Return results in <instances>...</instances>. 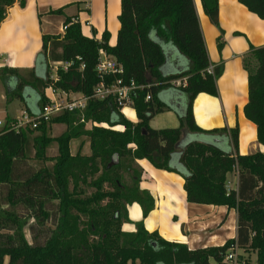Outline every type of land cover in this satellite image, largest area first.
Listing matches in <instances>:
<instances>
[{
    "label": "trees",
    "instance_id": "obj_1",
    "mask_svg": "<svg viewBox=\"0 0 264 264\" xmlns=\"http://www.w3.org/2000/svg\"><path fill=\"white\" fill-rule=\"evenodd\" d=\"M200 1L205 14L217 24L218 0ZM14 2L0 0V22ZM239 2L264 19V0ZM18 3L23 7L25 0ZM120 5L115 45L108 44L107 31L100 41L86 37L80 23L67 17L62 36L42 35L37 58L41 75L37 65L23 76L14 67L0 69L3 84L9 78L17 80L6 89L8 97L22 101L25 91H35L37 104L30 115L46 102L43 89L52 82L50 61H73L68 71L58 69L54 86L90 96L99 81L95 68L100 48L122 65L119 76L124 82L133 79L143 86L132 95L136 122L128 120L111 99L87 102V121L122 125V130L85 129L75 113L65 112L36 129L15 130L12 123L0 131V264H230L224 259L234 244L246 253L255 251L256 264H264V152L239 154L237 125L206 130L194 119L195 97L199 93L217 96L216 80L222 68L214 66L213 73L206 70L210 62L193 0H120ZM173 52L188 60L186 69L171 62ZM249 54L243 60L248 72L243 112L256 125L258 142L264 145V46L250 45ZM180 78L186 79L184 86L175 85ZM172 93L187 97L179 125L153 129L150 119L172 108ZM53 123L69 129L53 137L48 134ZM184 129L189 132L182 137ZM34 131L37 134L31 135ZM79 136L89 138V154H71L69 143ZM222 139L230 144L222 147ZM54 142L57 153L49 156L48 147ZM31 158L37 161L34 169ZM141 158L182 175L188 202L235 209L236 237L223 245L189 249L147 231L143 221L135 223L134 231H123L122 223L130 221L127 204L137 202L143 217L154 206L151 194L139 187L135 159ZM234 169L238 170V187L228 189L226 175ZM123 171L130 174L129 184L122 180ZM86 187L93 191L87 194Z\"/></svg>",
    "mask_w": 264,
    "mask_h": 264
},
{
    "label": "crops",
    "instance_id": "obj_2",
    "mask_svg": "<svg viewBox=\"0 0 264 264\" xmlns=\"http://www.w3.org/2000/svg\"><path fill=\"white\" fill-rule=\"evenodd\" d=\"M193 3L210 65L222 68L216 80L217 96L199 93L195 97L192 107L195 122L206 130L237 125V152H264V145L257 139L256 125L243 112L248 100V72L243 60L250 55V45L264 46V19L239 0H218V21L215 24L203 11L200 0H193ZM58 9L61 12H52ZM120 11V0H25L23 7L15 0L6 8V16L0 22V69L4 66L14 67L23 76L37 65L38 74L41 75L43 68L38 67L37 58L41 52L42 35L62 36L67 17L80 23L81 33L86 37L100 41L107 31L108 44L115 45L120 28ZM171 62L178 69H186L189 65L188 60L180 58L176 52L172 53ZM51 63L49 72L53 73ZM16 82L14 78H9L4 84L0 81V131L15 122L22 110L30 113L36 108L37 97L30 87L25 91L26 96L22 101L6 95V89L13 88ZM176 82L177 86H184L186 79L180 78ZM170 95L172 108H165L150 119L149 125L153 129L175 128L179 125V115L186 108L187 97L183 93ZM121 113L128 120L137 121L133 107L123 108ZM188 132L184 129L182 137ZM73 142L69 143L71 154L80 151L77 147L72 152ZM220 143L222 147L230 144L226 143V139L220 140ZM130 146L134 147V144ZM89 153L90 148L81 154ZM135 163L140 172L139 187L151 194L154 206L143 217L142 208L137 202L127 204L130 221L122 223L123 231L132 232L135 223L143 221L147 231H156L165 240L184 243L189 249L223 245L226 240L236 237L235 209H228L224 205L188 202L182 175L157 168L145 158L135 159ZM226 177L227 188L237 189L238 170L228 172Z\"/></svg>",
    "mask_w": 264,
    "mask_h": 264
},
{
    "label": "built area",
    "instance_id": "obj_3",
    "mask_svg": "<svg viewBox=\"0 0 264 264\" xmlns=\"http://www.w3.org/2000/svg\"><path fill=\"white\" fill-rule=\"evenodd\" d=\"M65 28L66 26L64 25L63 29L65 30ZM71 65H73V61H56L50 64V68L53 71L50 74L52 82L45 87V104L41 106L35 115H30L28 111L22 110L20 117L12 124L13 129L18 130L26 126L36 129L42 122H48L52 117L65 112L75 113L79 117V121L85 123L87 121L85 119V109L90 98L97 100L111 99L121 111L123 108L133 107L132 95L136 89L143 87L137 85L133 79L129 80V82H124L123 78L119 76L123 73L122 65L103 48L98 50V60L95 68L99 81L90 96L54 86L53 82L58 80V69L60 68L66 72ZM83 66L81 64L80 69ZM206 70L208 73H212L213 65H209ZM108 77H112V79L108 81ZM176 81H174L175 84L177 83ZM149 98L150 95L147 94L145 99L148 100ZM90 125L116 130L119 128L117 125L110 126L105 122L98 123L96 121H91ZM236 249H238L236 244L228 249L224 259L225 262L233 264L237 261Z\"/></svg>",
    "mask_w": 264,
    "mask_h": 264
},
{
    "label": "rangeland",
    "instance_id": "obj_4",
    "mask_svg": "<svg viewBox=\"0 0 264 264\" xmlns=\"http://www.w3.org/2000/svg\"><path fill=\"white\" fill-rule=\"evenodd\" d=\"M51 73V72H50ZM177 85V83H176ZM77 116V115H76ZM77 122L78 123H82L79 121V117L77 116ZM76 123V122H75ZM74 123V124H75ZM91 121H86L84 124L85 129H91V125H90ZM68 126L66 124H62V123H53L50 126L49 132L48 134L51 136H58L61 133H63L64 131L68 130ZM123 127H119L118 130H122ZM37 134V131H34V133H32L31 135H35ZM74 141L71 145L72 147V152H75V150L78 147V150L80 149L81 153L82 152H88L89 151V138L87 136H79L74 138ZM57 153V144L54 142L52 144L49 145L48 150H47V154L49 156L55 155ZM31 167L32 169H34L37 165L35 164L37 161L35 160V158H31ZM35 160V161H34ZM34 167V168H33ZM22 172V171H21ZM130 174L128 172H121V176H122V180L124 183L129 184L130 183ZM93 191V188H85V192L87 194H90ZM33 219H30L29 222H32ZM25 234H26V238L29 242L32 241L31 239V234L28 230V227H26L25 229ZM236 254H237V261L234 262L233 264H244V261L248 260L249 264H256V252L255 251H251L249 253L244 252L242 249H236ZM241 257V258H240ZM5 264H7V262H5ZM129 264V263H128Z\"/></svg>",
    "mask_w": 264,
    "mask_h": 264
}]
</instances>
